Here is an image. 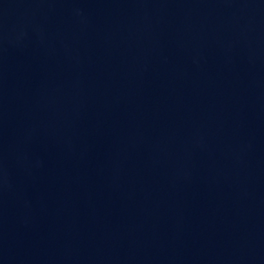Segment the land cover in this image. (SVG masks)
Instances as JSON below:
<instances>
[{
	"label": "water",
	"instance_id": "95a60500",
	"mask_svg": "<svg viewBox=\"0 0 264 264\" xmlns=\"http://www.w3.org/2000/svg\"><path fill=\"white\" fill-rule=\"evenodd\" d=\"M0 264H264V0H0Z\"/></svg>",
	"mask_w": 264,
	"mask_h": 264
}]
</instances>
